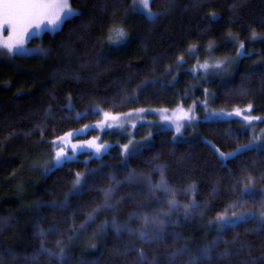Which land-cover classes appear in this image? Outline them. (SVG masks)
<instances>
[{
	"label": "trees",
	"instance_id": "16d2710c",
	"mask_svg": "<svg viewBox=\"0 0 264 264\" xmlns=\"http://www.w3.org/2000/svg\"><path fill=\"white\" fill-rule=\"evenodd\" d=\"M69 3L75 14L30 39L31 53L0 59V147L9 154L0 160V179L6 186L20 171L15 144L30 158L36 144L105 112L187 107L202 96L193 87L204 75L193 70L210 57L227 64L221 77L206 83L211 108L251 105L252 114L264 116V0H150L151 19L132 0ZM113 28L126 36L118 40ZM241 49L246 53L239 55ZM244 124L197 120L185 139L159 129L126 157L114 145L99 157L80 153L44 175L34 173L19 187L21 195L8 193L0 203V264H264V228L256 218L216 226L218 214H257L263 202L264 147L237 151L252 145ZM221 152L234 155L224 159ZM162 173L177 201L171 210L172 193L149 190ZM109 188L111 207H104ZM154 216L164 223H153ZM113 221L124 230L117 232Z\"/></svg>",
	"mask_w": 264,
	"mask_h": 264
},
{
	"label": "rangeland",
	"instance_id": "374dc122",
	"mask_svg": "<svg viewBox=\"0 0 264 264\" xmlns=\"http://www.w3.org/2000/svg\"><path fill=\"white\" fill-rule=\"evenodd\" d=\"M141 0H132L133 4L140 5ZM136 11H139L144 14V12L140 8H134ZM155 16V12L150 9V0H149V9ZM145 15V14H144ZM146 16V15H145ZM147 17V16H146ZM60 25V24H59ZM56 26L55 28L48 27L46 25H41L39 29L30 28L28 33L24 39L23 47L26 51L23 54H29L32 52V48L28 45V41L33 37L39 36L42 32L46 30H54L59 27ZM7 26L4 29H0V38H6L8 32L6 30ZM213 50L207 49V53H210ZM245 51L240 50L239 55L243 54ZM246 53V52H245ZM20 54V53H10L6 49L0 47V59L8 58L9 56ZM218 58H208L207 61H203L202 63H198L194 70L193 74L197 72L198 77L204 75L198 79L197 83L194 85L193 88H197L201 90L202 96H194L193 99L190 101V104L187 107H175V108H141L143 111L137 112L136 110L129 111L123 114H119L118 121L108 120L105 124L98 125V121L104 120L103 113L98 121L92 122L87 124L88 127L85 128L84 126L70 130L67 133H72V135L68 136L64 143L65 146V154L70 159L76 158L80 153H88L89 156L92 157H99L103 153L107 152L110 147L117 145L119 146L121 155L126 157L130 154L137 153L142 148L146 147L149 143L150 137L152 133L159 129H168L173 131L174 137L177 139H185L187 136L193 135L194 133V123L197 120H208V119H237L241 122H244L250 133L252 135V140L250 146L255 147H264V116L261 115H254L251 113L249 108L240 109L241 115L237 116L235 111L225 112V111H215L211 108L210 105V98L207 99L206 95L209 93V89L206 87V83L209 80H212L217 77H221V72H225L227 68V64L224 60L222 63L221 60L216 59ZM220 58V57H219ZM233 62V61H232ZM203 66V67H202ZM196 71V72H195ZM183 110V111H181ZM187 115H184V114ZM116 115V114H113ZM167 115L171 117L170 120L162 119V116ZM250 115L252 117L258 118L253 119L251 121H246L243 119L244 116ZM188 117H191L189 119ZM179 118V119H178ZM177 123L180 124V131H176ZM111 125L109 127L108 125ZM64 135L60 137H64ZM96 138V143L107 145L106 149H102L101 152L97 153L94 148L84 147L80 149L76 153H73L71 150V144H76L78 141H88ZM131 141V143H130ZM61 142L57 141L56 138L47 142L36 144L33 148L29 151L30 155H33L30 158H25V153L18 148V144L16 145L17 152L20 156V171L17 175L13 176L14 179L13 185L6 186L0 179V203L2 200L5 199L8 193H18L21 195L23 191L18 190L19 187L22 185L24 187L28 186V181H33L32 179L34 173H39V171L43 172L40 175H44L47 173L54 165H58L55 162V152L56 146L59 145ZM128 144L129 147L127 150L122 148L123 145ZM46 145V146H45ZM47 149V153L45 150ZM10 155H15V150L11 148ZM9 154H6V148L0 147V160L5 159ZM34 158H36L34 160ZM65 159L64 161L70 160ZM26 167H28V173L31 174L28 176L25 171ZM24 173V174H23ZM12 178V179H13ZM13 186H16V191H13ZM24 189V188H23ZM29 189V188H28ZM30 191V190H28ZM24 198H22L23 200ZM22 202V201H21ZM21 209H23L21 204ZM264 211V195H263V202L257 212H242V213H253L256 214L252 218H256L258 220V226H261V218L259 213ZM240 213L236 214L239 215ZM233 216H230L231 218ZM251 219V218H248ZM8 226V225H6ZM216 226L221 228V225L216 223ZM262 227V226H261ZM264 228V227H263ZM80 241V240H79Z\"/></svg>",
	"mask_w": 264,
	"mask_h": 264
},
{
	"label": "snow or ice",
	"instance_id": "6c2138e0",
	"mask_svg": "<svg viewBox=\"0 0 264 264\" xmlns=\"http://www.w3.org/2000/svg\"><path fill=\"white\" fill-rule=\"evenodd\" d=\"M133 8H140L144 14L148 18H153L154 14L148 10L149 9V0H141L140 5L133 4ZM75 14V9H73L70 6L69 0H0V29H4L5 26H7L6 30L8 32V35L6 38H0V47L6 49L10 53H20L23 54L26 50L23 47L24 39L28 33V30L30 28H36L39 29L41 25H46L48 27L55 28L58 26L65 18L72 16ZM111 31L115 34V36L118 38V40L123 39L126 36V33L123 28H113ZM109 39L111 40L112 37L110 36ZM203 67V66H202ZM249 108L251 105L248 106ZM137 112L143 111V109H137ZM183 111V110H181ZM235 113L237 116L241 115L240 110H235ZM79 115V114H77ZM104 120L98 121L97 124H105L108 120L112 121H118L119 114L113 115L108 112L103 113ZM184 115H187L186 113ZM191 119V117H188ZM162 119L170 120L171 117L164 115L162 116ZM179 119V118H178ZM246 121H251L253 119H258L255 117H252L250 115H246L243 117ZM111 127V125H108ZM85 128L88 127V125L84 126ZM176 131H180V124L177 123L176 125ZM72 135V133H65L64 137H57V141H60L61 143L56 146V152H55V162L56 164H60L61 161L65 159H70L71 157L66 156L65 154V146L64 141L65 139ZM96 138H93L92 140L88 141H78L76 144H71V150L73 153H76L80 149H83L85 146L88 148H94L97 153L101 152L102 149H106L108 146L103 144H98L95 142ZM131 143V141H130ZM129 147L128 144H125L122 146L124 150H127ZM250 145H241L238 146L237 151L241 150H247L249 149ZM219 155L227 159L228 157L234 155V153H219ZM251 181V178H249ZM76 185H79L81 183V174L76 173V179L74 182ZM190 188H193L194 185H190ZM149 190L152 192H155L157 190L163 191L165 193H172V198L168 200L169 204V210L177 206V201L175 200V193L174 190L171 189L167 181L163 178V173L161 174V180L157 182L155 185H152L149 181ZM75 191V189H74ZM105 191V202L104 207H111V205L108 203L109 198L112 195V188L106 189ZM248 189H245V192H247ZM242 203V201H240ZM56 206V205H53ZM193 207H198V205L193 204ZM99 207V206H98ZM185 209L189 207V205L184 206ZM232 207H235V204L232 205ZM96 209L93 210L95 212ZM93 213H89V218H92ZM256 214L253 213H240L239 215L233 214V217L229 218L226 217L223 214H218L216 217V223L221 225V230H223L224 227L228 226H235L237 222L243 221L248 218L254 217ZM259 216L261 218V226L264 227V211H261L259 213ZM143 220L145 223L148 222V216L144 215ZM152 222L157 224H163L164 221L161 220L158 216L152 217ZM113 226L115 227L116 231L119 232L122 229L120 225H117L115 221H113ZM129 232H131V229H127ZM41 236L44 235L43 232L40 233ZM139 236L141 239L149 238L148 234L145 232H140ZM62 242L57 241V244L60 245ZM214 246V244H213ZM43 251H48L49 255H57L54 253H51L50 250L43 249ZM204 256H209V249L204 250ZM141 256H143V252L140 253ZM63 256V249L61 248L60 254H58L59 258H62Z\"/></svg>",
	"mask_w": 264,
	"mask_h": 264
}]
</instances>
